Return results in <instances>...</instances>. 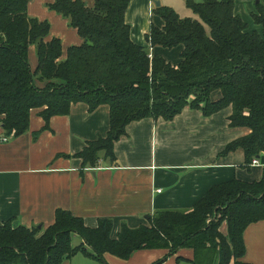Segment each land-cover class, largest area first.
I'll return each instance as SVG.
<instances>
[{
  "label": "trees",
  "instance_id": "trees-1",
  "mask_svg": "<svg viewBox=\"0 0 264 264\" xmlns=\"http://www.w3.org/2000/svg\"><path fill=\"white\" fill-rule=\"evenodd\" d=\"M29 1L0 0V126L5 136L27 131L34 108L48 127L52 116L68 114L72 104L83 102L90 111L107 105V136L76 154L83 167L95 168L102 160L115 162L114 142L132 121L171 120L185 107L204 116L231 107L229 125L249 132L228 143L223 154L241 148L249 165L264 152V7L257 4L252 13L259 31H249L234 14V0H188L194 16L184 18L171 7H155L164 25L152 26L145 38L151 46H181L174 66L132 41L125 21L130 0H92L90 6L82 0H47V7L66 18L82 39L67 47L64 57L60 39L48 37L49 22L28 16ZM30 46L35 47L34 68ZM260 220L264 168L257 181L233 179L212 186L191 210L156 211L148 225L137 228L122 224L115 238L110 219L89 227L62 209L44 229L6 221L0 225V264H62L77 253L106 263V253L126 260L135 250L155 248L168 249L167 255L190 248L191 264H250L242 261L243 231ZM74 235L82 240L77 245Z\"/></svg>",
  "mask_w": 264,
  "mask_h": 264
},
{
  "label": "crops",
  "instance_id": "crops-1",
  "mask_svg": "<svg viewBox=\"0 0 264 264\" xmlns=\"http://www.w3.org/2000/svg\"><path fill=\"white\" fill-rule=\"evenodd\" d=\"M46 1L30 0L27 14L49 22L48 37L60 39L64 57L66 48L80 44L82 39L66 18L47 7ZM82 1L88 6L93 3ZM156 1L178 15V10L188 9V0H130L125 21L134 43L150 50L149 55L163 57L176 66L181 46H151L145 38L152 26L164 25L155 13ZM257 4L264 7V0H234V14L248 24L249 31L260 30L252 19ZM28 59L34 68V46L29 47ZM39 112V108L30 111L27 131L9 136L5 142L0 140V225L11 221L13 227L44 229L54 222L56 210L62 209L81 217L89 227H95L100 218L110 219L111 237L115 238L122 224L137 228L148 225L147 216L156 211L191 210L212 186L233 179L257 181L263 172L264 152L256 158L255 165H246L241 148L223 154L228 143L249 132L229 125L231 107L210 116L185 107L171 120L132 121L114 142L115 162L102 160L95 168L83 167L76 154L88 142L107 136L109 107L99 105L90 111L85 103L78 102L71 105L68 114L52 116L48 127H44ZM4 135L0 126V138ZM73 238V245L82 241L77 235ZM243 242L242 261L264 264V220L244 229ZM168 252L164 248L139 249L126 260L106 253V263L101 262L152 264L162 259L160 264H191L192 249L179 248L170 255ZM77 254L62 264H92L89 259H95L85 254L86 258H77Z\"/></svg>",
  "mask_w": 264,
  "mask_h": 264
},
{
  "label": "rangeland",
  "instance_id": "rangeland-1",
  "mask_svg": "<svg viewBox=\"0 0 264 264\" xmlns=\"http://www.w3.org/2000/svg\"><path fill=\"white\" fill-rule=\"evenodd\" d=\"M179 1V0H178ZM184 10V9H183ZM178 12H179V15L181 16V18H184L185 16H187V15H189V17H193L194 15H193V13L189 10V8L187 9H185V11H183V12H181L180 10H178ZM185 14V15H184ZM158 15V14H157ZM159 16V15H158ZM160 17V16H159ZM5 136V135H4ZM8 137V136H7ZM9 138V137H8ZM72 241H73V243L72 244H75V242H74V238L72 237ZM78 257H84V258H86V256H83L82 254H77V258ZM77 258L74 260V262L75 261H77ZM83 258V259H84ZM87 259H89V258H87ZM89 263H92V264H103L101 261H99V260H95V259H89Z\"/></svg>",
  "mask_w": 264,
  "mask_h": 264
},
{
  "label": "built area",
  "instance_id": "built-area-1",
  "mask_svg": "<svg viewBox=\"0 0 264 264\" xmlns=\"http://www.w3.org/2000/svg\"><path fill=\"white\" fill-rule=\"evenodd\" d=\"M150 57H151V55H150ZM0 140H1L2 142H5V141L8 140V137H7V136H2V137L0 138ZM257 163H258V162H257L256 159H253L252 162H251L252 165H255V164H257Z\"/></svg>",
  "mask_w": 264,
  "mask_h": 264
},
{
  "label": "water",
  "instance_id": "water-1",
  "mask_svg": "<svg viewBox=\"0 0 264 264\" xmlns=\"http://www.w3.org/2000/svg\"><path fill=\"white\" fill-rule=\"evenodd\" d=\"M155 5H156V7H158L159 5H160V3L158 2V1H156L155 2ZM149 216H147V218H148Z\"/></svg>",
  "mask_w": 264,
  "mask_h": 264
}]
</instances>
